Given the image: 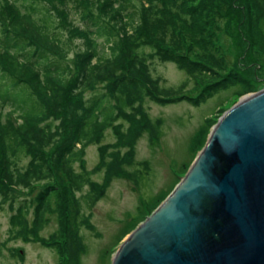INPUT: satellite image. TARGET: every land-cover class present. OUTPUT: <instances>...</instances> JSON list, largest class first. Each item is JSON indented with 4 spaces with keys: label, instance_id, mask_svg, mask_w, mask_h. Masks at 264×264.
<instances>
[{
    "label": "trees",
    "instance_id": "trees-1",
    "mask_svg": "<svg viewBox=\"0 0 264 264\" xmlns=\"http://www.w3.org/2000/svg\"><path fill=\"white\" fill-rule=\"evenodd\" d=\"M29 1L22 11L15 0H0V74L3 82L10 78L5 93L19 88L23 102L29 103L19 114L4 112L0 96V194L41 184L35 204L23 200L17 205L12 230L24 240H40L47 215L55 213L59 229L43 243L59 251L62 264H80L86 251L80 227L93 230L92 207L114 178L133 181L134 172L126 166L134 163L137 139L147 133L153 142L158 136L162 121L150 118L146 99L197 104L239 81L249 90L250 78L221 54L217 31L219 21L240 11L235 24L250 45L264 51V0H141L137 14L127 8L128 0H69L76 4L68 6L59 0L52 25L53 12L41 6L47 18L40 21L31 14L34 0ZM71 12H78L81 24L68 19ZM102 35L108 53L98 55L96 36ZM68 36L81 42L73 70L67 63ZM154 57L173 62L187 78L164 85L150 69ZM190 80L202 85L195 97L188 92ZM109 128L116 141L103 144ZM91 144H100L99 162L88 169L84 155ZM21 156L28 157L24 167L18 165ZM100 171L103 179L93 180ZM83 204L88 214L82 212Z\"/></svg>",
    "mask_w": 264,
    "mask_h": 264
},
{
    "label": "rangeland",
    "instance_id": "rangeland-1",
    "mask_svg": "<svg viewBox=\"0 0 264 264\" xmlns=\"http://www.w3.org/2000/svg\"><path fill=\"white\" fill-rule=\"evenodd\" d=\"M15 1L22 11L28 9L29 0ZM66 1L67 6L76 4L74 1ZM93 1L97 3L96 0ZM98 1L102 3L103 0ZM32 3L35 9L31 14L40 21L47 18L43 14L44 11H41V6H46L50 12H55V7L60 8L59 0H34ZM127 5L130 12L137 14L141 0H128ZM56 11L58 12L57 9ZM54 12L52 13L54 22L49 21L51 25L56 24ZM232 14L231 20L228 14L221 22L219 21L217 45L226 62H230V66L244 72L250 78V89L244 88L239 81L197 104L185 100L159 104L146 99L144 106L150 118L153 120L159 118L162 121L158 136L153 142L148 139L147 133L137 139L134 163L126 166L129 172H134L133 181L125 177L114 178L105 194L92 207L90 221L93 230L85 226L80 227L86 246L85 253L80 256V264H111L122 242L165 199L187 172L219 118L244 96L264 89V51L250 45L244 37L246 33L242 32L239 24H235L234 20L241 19V12L235 11ZM68 19L73 23L81 24L78 12L69 13ZM260 28L264 36V22H261ZM63 32L64 36L68 35L66 30ZM68 37L71 39V51L67 63L73 70L74 55L81 42H78V37ZM262 39L264 40V37ZM96 42L98 55L107 54L108 41L105 36H96ZM19 44L20 41L15 47ZM15 47L12 50H16ZM36 61L39 62L40 59L37 58ZM246 64H250L248 69L241 68V65ZM150 69L154 76L160 77L164 85L175 86L187 78L186 73L176 64L160 61L156 57L151 60ZM6 79L3 82L0 74L3 111L12 110L15 114L26 111L29 103L23 102L18 92L19 88L11 90L9 95L5 93V87L9 84L10 78ZM187 87L190 95L195 97L201 91L202 85L197 84L195 80H190ZM101 91L99 87L97 92ZM95 93L88 92L87 96ZM107 103L111 101L108 99ZM115 141L116 135L112 128L107 129L102 143ZM99 145L91 144L86 147L84 155L86 168L90 169L98 164ZM27 162L28 157L21 156L18 165L24 167ZM74 166L76 170L80 168L79 163H75ZM103 176V171H100L94 174L92 179L100 182ZM42 188L41 184H36L31 189L19 187L11 189L6 195L0 194V264H62L63 259L59 251L43 243V240L48 242L49 236L58 231L60 216L55 213L47 215L49 221L38 233L40 240L34 238L24 240L16 237L15 231L12 230L11 221L17 205L23 200L35 204L36 197ZM86 190L85 187L84 191ZM31 209L32 207L29 209L28 219L32 218ZM82 212L89 213L84 204Z\"/></svg>",
    "mask_w": 264,
    "mask_h": 264
},
{
    "label": "water",
    "instance_id": "water-1",
    "mask_svg": "<svg viewBox=\"0 0 264 264\" xmlns=\"http://www.w3.org/2000/svg\"><path fill=\"white\" fill-rule=\"evenodd\" d=\"M111 264H264V89L219 118Z\"/></svg>",
    "mask_w": 264,
    "mask_h": 264
}]
</instances>
